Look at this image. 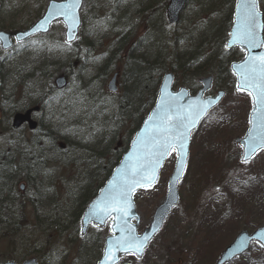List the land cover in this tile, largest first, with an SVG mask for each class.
<instances>
[{
  "label": "rangeland",
  "instance_id": "374dc122",
  "mask_svg": "<svg viewBox=\"0 0 264 264\" xmlns=\"http://www.w3.org/2000/svg\"><path fill=\"white\" fill-rule=\"evenodd\" d=\"M48 1L2 0V14L6 15H0V19H4L7 25L0 27V30L27 28L42 15ZM103 2L84 0L80 12L83 26L78 38V50L63 46V26L56 23L46 36L35 38L21 49L16 48L11 53L0 51V59L10 64V69H14L13 64L22 67L23 72L17 77L30 75L35 67H39L36 64L41 62L45 54H51V59L47 58V61L55 63L56 68L52 78L43 82L44 87L39 88V82L32 84V80H29L26 82L28 85L12 87L9 83L1 90L0 177L5 173L2 171H6L10 177L16 174V177L11 191L6 186L9 183L0 182V193L4 192L2 196L8 198L6 203L14 200L13 209H9L10 206L3 201L5 204L0 208V220L6 223L20 221L18 205L35 195L30 187L25 186L23 197L18 190V185L24 182L20 177L23 175L21 169L31 158L41 163L39 167L45 176L42 194L47 195H44L46 199L56 198L59 206L56 213H59L61 220H65L62 221L61 230L58 227H46V224H40L44 219H34L33 208L30 206L24 211V221L21 219L19 223L23 231L15 235L16 242H0V263H22L27 258H37V254L41 256L39 264H95L100 257L102 240L108 235V226L103 229L91 226L87 236L80 238L79 219L76 223L74 219H69L79 205L78 189L85 186L84 176L95 169L93 165V169L86 170V165L88 167L91 163L85 164V149L92 150L94 147L90 145L102 139L110 142L107 153L98 164L107 165L100 178L102 184L152 108L150 99L149 105L146 103L141 112H133L132 107L123 99L128 86L127 76H119L124 69L123 58L111 61L107 68L110 74H104L99 79V70L112 57L113 45V27L105 19L110 10L107 7L101 9ZM260 7L264 14V0ZM4 23L0 22L1 25ZM78 53L79 59H76L75 54ZM75 63H78L77 67L69 71L67 66ZM81 65L83 69L78 71ZM113 71L118 73V92L115 95L106 90ZM0 75L3 80L12 78L6 71L1 70ZM59 75L66 77L68 85L61 92L50 93L53 80ZM188 79V76L180 78L174 84V90L185 87ZM217 90L219 88L210 94L213 95ZM41 94L47 95L43 109L32 116L40 132L31 134L26 127L12 130V114L8 113L12 109L21 112L27 105L37 101ZM122 100H125L121 103L122 113L127 112L131 122L120 120L122 114L118 103ZM250 104L247 95L234 89L226 91L222 102L192 133L187 170L177 187V206L171 210L142 258L124 256L119 264H213L216 255L239 231L252 232L264 224L263 154L259 153L248 163L240 164L241 148L232 143L233 139L243 135L247 127ZM49 141H54L56 148L48 153L51 149ZM59 142L67 146L66 151L57 152ZM34 143L42 145L43 150H36ZM109 160L114 162L112 166L107 164ZM174 160L172 153L152 189L134 195L135 208L140 217L138 233L148 226L154 209L165 195ZM30 172L35 173L32 170ZM35 184L34 191L38 188V182ZM47 225H50V221ZM73 227L77 229V235H73ZM2 228L0 224V234L4 233ZM23 232L27 237L23 239L25 242L20 240ZM15 237L11 236V239L14 241ZM229 264H264V252L259 245L252 244L244 255Z\"/></svg>",
  "mask_w": 264,
  "mask_h": 264
},
{
  "label": "water",
  "instance_id": "95a60500",
  "mask_svg": "<svg viewBox=\"0 0 264 264\" xmlns=\"http://www.w3.org/2000/svg\"><path fill=\"white\" fill-rule=\"evenodd\" d=\"M187 0H169L166 6V20L169 26L176 25L181 12L184 10ZM72 0H49L42 15L31 25L23 30L1 31L0 30V50L7 52L11 50L14 44H22L36 36L47 35L52 26L57 22L63 26V43L67 46L76 42L79 29L81 27L80 10L84 0H79L78 6L70 9L74 19H69L60 13L67 11L64 6L70 5ZM56 7H53V6ZM246 15L254 17L252 25L253 43L242 42L238 38V32L244 27V18ZM69 28H71L72 39H69ZM263 15L259 9V0H234L231 27L227 35L225 47L227 50L238 48L244 52L243 58L230 65V71L235 78V89L238 92L247 94L251 99V109L248 113V127L241 138L234 140L242 148L241 163L249 162L255 155L261 151L264 154V111L260 105L256 104L254 108L253 96L249 92L258 90L262 81L260 80L259 66L261 57H264V39H263ZM237 34V35H234ZM255 65L257 71H251ZM243 66V67H242ZM248 73L251 78L254 76L256 87H241L244 74ZM201 88L195 95H190L185 88H179L177 91L172 89L173 75L167 73L163 75L152 109L142 121L137 132L129 142L128 148L121 156L116 166L111 170L108 178L98 189L95 197L90 201L80 218V236L84 237L90 227L94 225L98 228H104L108 223L109 235L103 240V249L100 259L96 264H118L119 259L125 255H135L140 258L152 238L160 231L164 220L170 210L178 202L177 185L183 177L191 141V133L195 131L206 114L215 108L224 97V92L219 91L215 96H205L212 87V78L207 77L200 80ZM67 81L64 76H58L54 80V89L60 91L65 88ZM116 75H113L107 83L106 89L110 93L116 92ZM38 107L29 109L23 113H16L12 117L11 127L18 130L23 124H27L30 131L36 129V123L32 121L31 114L37 112ZM251 121V123H250ZM183 138V149L177 147L168 149V153L162 158L160 164H154L158 159L155 155V142L161 138ZM59 149H64V144H58ZM179 151V158H178ZM174 152L175 161L171 175L167 181L166 193L162 202L155 208L149 225L138 234L137 228L140 218L136 213L133 196L138 191L151 189L155 186L160 171L170 154ZM155 168V179H141L139 184L132 185L131 181L135 173L140 176L151 178L152 169ZM23 189L22 186L19 187ZM124 193L121 199L120 194ZM115 197L120 201V212L108 211L101 212L99 218H93L90 213L97 204L103 201H111ZM103 206V205H101ZM99 211V210H98ZM119 217V219H114ZM135 237L142 247L137 248L136 244H126L127 251L117 250V241L127 237ZM147 238V239H145ZM258 243L264 250V225L249 234L246 231L239 232L234 240L221 252L215 264H226L234 258L245 253L251 243ZM112 248L109 258L105 259V253ZM0 264H15L13 261ZM21 264H37L35 258L25 260Z\"/></svg>",
  "mask_w": 264,
  "mask_h": 264
},
{
  "label": "trees",
  "instance_id": "16d2710c",
  "mask_svg": "<svg viewBox=\"0 0 264 264\" xmlns=\"http://www.w3.org/2000/svg\"><path fill=\"white\" fill-rule=\"evenodd\" d=\"M104 1L105 3L103 2L100 7H102L101 9L107 7L110 10L105 19L111 23L110 27H113L111 32L113 45L111 46L112 57L110 60L106 61L107 64L105 67L99 70V79L100 76L104 74H110L107 68L111 61L114 62L123 58L124 69L119 76H127L126 85H128L123 99L132 107L133 112H141L142 108L150 99V105L153 104L160 78L168 72L174 74L175 84L178 83L180 78L184 79L188 76L189 79L188 82L185 83V87H187L191 93H195L199 89L197 85L198 79L209 75L213 77L214 88L223 89L225 91L233 88V79L230 75L228 66L231 61L239 59L241 54L238 51L227 53L224 50L223 43L231 24V12L234 0H187L178 24L175 27L169 28H167L165 20V7L168 0ZM0 15L2 17L6 15V13L2 14V0H0ZM0 22L4 23L5 21L4 19H0ZM6 25L7 23L3 25L0 24V27L2 28ZM32 40L23 45L15 46L9 53L13 52L16 48L20 47L21 49ZM84 46L87 47L86 45ZM71 48L78 50L79 41ZM75 57L79 59V53L75 54ZM41 58V62H37L36 64V66L39 67H35V69L31 71V74L25 77H17L23 72L20 65L15 66V64H13L12 66H14V69H10V64L0 59V71H6V74L12 77L10 78L11 80H3L0 75V95H2L1 90L3 87L8 86L9 83H11L12 87H19L28 85L26 82L32 80V84H34V82H39V88L44 87L43 82L52 78V73L56 71V68L54 66L55 63L47 61V58L51 59V54H45ZM77 64L78 63L69 64L67 66L69 71H73L74 67H77ZM49 67H51L50 70H48ZM81 69H83V65L77 70L81 71ZM117 72H119L118 69ZM117 72L113 71V74ZM35 74H37L36 77L34 76ZM49 92L51 93L52 90L49 89ZM125 100L118 103L122 114L120 120L131 122L130 119L127 118L128 113H122L123 109L121 108V103L125 102ZM44 103L45 95L41 94L37 101L27 105L25 109L33 107L34 105L41 109ZM16 112V110L12 109L8 115L12 114L13 116ZM133 116H135V114ZM36 130L37 132L33 134L40 132L39 126ZM49 143L51 149L48 150V153L50 150L52 152L56 148L54 141H49ZM34 146L38 151L43 150V146L39 143H34ZM90 146L94 148L92 150H88V148L85 149L87 155L84 161L85 164L91 163L88 167L86 165V170L93 169V165H95V169L84 176V181H86L84 185L86 187L84 186V188L79 185V205L76 210H74L73 214L69 216V219L72 221L73 219L75 220L74 223L80 218L87 203L95 196L101 181L100 178L106 168L105 166H107L106 164H104V166H99L98 164L107 153L110 142H105L104 139H102ZM30 160L31 161L27 160V165L21 169L23 175L20 177L21 180L24 181L23 183L26 187H30V189L33 188L35 195L30 197L29 200L26 197L25 199L28 201L24 200V203L18 205L17 209L20 211L21 216L19 220L21 221L22 219L24 221L26 217L24 211L31 206L34 210H32L33 213H31L36 221L44 219V222L40 223L41 225L44 223L46 227H58L61 230L63 226L62 221L65 220H61L59 213H56L59 207L58 204H56V198L53 199L51 197L46 199L47 197H44L46 194H42V185L45 176L42 173V169L39 167L41 163L35 161L36 159L31 158ZM107 164L112 166L114 162L109 160ZM30 170L35 173H31ZM2 172L5 173L0 177V182L9 183L6 184V186H8L7 189L11 191L14 187L13 181L15 180L16 174L10 177L6 171ZM36 181L38 182V188L34 191ZM2 194H4V192L0 193V208L8 200V198H4ZM19 195L23 197L24 192L19 193ZM3 201H5V203ZM6 205L10 206L9 209H13L14 200L10 203H6ZM4 208L8 209L7 206ZM56 218L58 219L57 222ZM20 221L17 220L15 222L6 223L0 220V224L3 226L1 231L4 232L0 234V242H4V240L9 243L13 242L12 244L16 242L17 237H15V235L18 236L22 230L19 225ZM49 221L50 225H47ZM72 233L73 235H77V229L75 227H73ZM11 236L15 237L14 241L11 239ZM25 236L26 233L23 232L20 236L21 242H25V240H23L27 239ZM36 257L38 260H41L39 254H37Z\"/></svg>",
  "mask_w": 264,
  "mask_h": 264
},
{
  "label": "snow or ice",
  "instance_id": "6c2138e0",
  "mask_svg": "<svg viewBox=\"0 0 264 264\" xmlns=\"http://www.w3.org/2000/svg\"><path fill=\"white\" fill-rule=\"evenodd\" d=\"M78 2L79 0H72L70 5L64 6L65 8H67V11H64L60 14L65 15L67 18L69 19H74V17L71 14L70 9L72 7L78 6ZM53 7H56L55 5ZM254 23V17L251 15H246L244 18V27L242 30H240L238 32V38L242 41V42H248V43H253L252 37H253V32H252V25ZM237 35V34H234ZM3 37H0V39H2ZM69 39H72V35H71V28H69ZM261 60V64L259 66V72H260V80L262 81L261 85L259 86L258 90L254 92H249L250 96H253V100H254V108L256 104L260 105V109L262 111H264V57L260 58ZM243 67V66H242ZM251 71L253 73H255L257 71V68L255 65L252 66ZM255 77L252 76L251 78L249 77L248 73L244 74L243 77V83L238 85V90H240L241 87H256L255 85ZM251 123V121H250ZM177 147L179 150L183 149V138L179 137V138H161L159 140H157L155 142V155L158 157V159L154 160L153 163L154 164H160L162 162V158L168 153V149L171 147ZM179 151H178V158H179ZM153 175L151 176V178L147 177V176H140V179H136L135 177L139 175V173H135L134 177L131 181L132 185H136L140 183L141 179H148L149 183L151 182V179H155V168L153 167L152 169ZM121 199L124 198V193L122 192L120 194ZM119 203L120 201L117 200L115 197L112 198L111 201H103L101 202V204H97L96 207L93 209V211L90 213V216L93 218H99L100 213L101 212H108V211H116V212H120L122 211V209L119 207ZM103 205V206H101ZM99 210V211H98ZM114 219H119V217H115ZM147 239V238H145ZM135 243L137 248L142 247V245L140 244V242L132 236L127 237L124 240L121 241H117V250L123 249L125 251H127L128 249L125 247L126 244H133ZM112 253V248L109 247V249L106 251L105 253V259L107 260L109 258V256Z\"/></svg>",
  "mask_w": 264,
  "mask_h": 264
},
{
  "label": "flooded vegetation",
  "instance_id": "af4514ba",
  "mask_svg": "<svg viewBox=\"0 0 264 264\" xmlns=\"http://www.w3.org/2000/svg\"><path fill=\"white\" fill-rule=\"evenodd\" d=\"M33 115H34V114H33ZM33 115H32V116H33ZM24 127H26V126H22V128H24ZM22 128H20V129H22ZM33 132H37V130H35V131H33ZM33 132H31V133H33Z\"/></svg>",
  "mask_w": 264,
  "mask_h": 264
}]
</instances>
